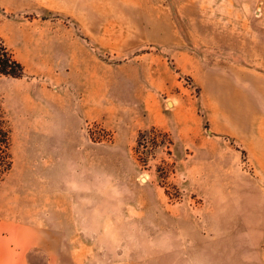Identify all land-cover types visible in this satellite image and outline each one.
I'll return each instance as SVG.
<instances>
[{"label":"rangeland","instance_id":"rangeland-1","mask_svg":"<svg viewBox=\"0 0 264 264\" xmlns=\"http://www.w3.org/2000/svg\"><path fill=\"white\" fill-rule=\"evenodd\" d=\"M1 45L37 264H264V0H0Z\"/></svg>","mask_w":264,"mask_h":264},{"label":"crops","instance_id":"crops-1","mask_svg":"<svg viewBox=\"0 0 264 264\" xmlns=\"http://www.w3.org/2000/svg\"><path fill=\"white\" fill-rule=\"evenodd\" d=\"M43 229H40V232ZM52 230H46V236L50 238ZM42 237L38 240L40 242ZM37 245L26 244V228H23L15 219H0V264H37L35 258L30 257L28 251ZM51 256L49 258L52 264Z\"/></svg>","mask_w":264,"mask_h":264},{"label":"trees","instance_id":"trees-1","mask_svg":"<svg viewBox=\"0 0 264 264\" xmlns=\"http://www.w3.org/2000/svg\"><path fill=\"white\" fill-rule=\"evenodd\" d=\"M24 66L3 45L0 46V74L13 77L24 75ZM143 133L141 132L140 136ZM140 143V141H138ZM12 129L8 115L0 101V183L5 175L12 169L13 160Z\"/></svg>","mask_w":264,"mask_h":264}]
</instances>
